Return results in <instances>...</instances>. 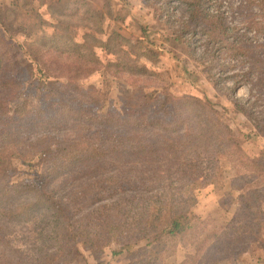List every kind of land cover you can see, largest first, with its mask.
Returning <instances> with one entry per match:
<instances>
[{"label":"trees","instance_id":"trees-1","mask_svg":"<svg viewBox=\"0 0 264 264\" xmlns=\"http://www.w3.org/2000/svg\"><path fill=\"white\" fill-rule=\"evenodd\" d=\"M21 1L0 12V264H69L81 256L79 242L96 259L116 244L113 255L126 254L131 264H165L180 240L208 226L195 212V191L222 186L224 157L233 159L235 183L244 182L240 211L212 244L200 232L198 248H210L200 260L222 264L264 240V150L249 156L225 118L228 108L207 95L172 96L167 87H147L164 74L153 69L161 54L148 26L131 38L115 25L120 17L109 3L104 14L86 2L89 8L75 13L62 0ZM139 1L170 29L207 82L264 131L257 82L264 52L255 53L264 38L256 40L254 24L241 18L249 14L243 7L257 0L240 1L237 22L225 13L230 0ZM34 5L47 7L53 22L46 24ZM22 9L36 21L19 22ZM107 18L115 22L110 29ZM44 25L54 32L41 35ZM77 28L84 31L81 40ZM99 51L114 57L108 70L134 86L123 108L105 115L75 86L103 66ZM182 75L194 82V71ZM246 85L251 96L240 99ZM28 89L48 99L32 106L22 98ZM14 158L27 165L42 160L49 169L36 181L14 183ZM29 224L32 234L21 236L23 246L14 245L10 236Z\"/></svg>","mask_w":264,"mask_h":264},{"label":"rangeland","instance_id":"rangeland-1","mask_svg":"<svg viewBox=\"0 0 264 264\" xmlns=\"http://www.w3.org/2000/svg\"><path fill=\"white\" fill-rule=\"evenodd\" d=\"M55 1L57 2V0ZM240 1H243L242 5H244L245 0H230L228 5H226V7H232L230 10L226 9L225 13H228L230 18L234 17V22L239 20L237 18L239 16L237 8L241 6L239 5ZM85 2L88 3L92 11L99 10L101 12L105 4L109 3L116 15L120 17L115 25L117 28H121L122 33L128 37H140L142 35L141 29L144 26H148V39L154 43L161 54L160 63L154 66L153 69L159 73H164L161 77L154 78L151 82H146L148 88H154V86L157 88L167 87L170 89L172 96L189 94L197 97H205L207 95L212 102L220 103L228 108L225 118L233 129L234 134L243 142L244 149L249 156H257L264 150V131L260 133L256 130L253 122L239 112V109L235 106V102L226 92L214 89L213 85L207 82L203 69L196 65L189 57L188 51L182 45H178L172 41L169 35L171 32L170 29L153 15V10L145 7L139 0H62L61 5L62 7L69 6L75 13H82L84 12V7L85 9L89 8L84 4ZM246 2L248 3V0ZM21 3V0H0V12L4 13ZM34 6L46 24L53 22L47 7ZM250 7L251 11H248ZM263 7L264 4L260 5L257 0L256 3H252L251 5L247 4L243 7L244 12L249 13L246 17L242 13V17L240 16L245 20L244 24L248 26L251 23L254 24L252 34L256 33V40L264 38V33L258 32L264 25ZM22 11V14L18 16L19 22L24 21L32 24L36 21L35 16L30 17L25 15L30 11L23 9ZM103 12L104 14L107 13L105 9ZM114 23V20L107 18V24H109L108 29ZM43 31L44 33L41 35H45V33L52 34L54 28L50 27V25H44ZM83 32L81 28L74 29L75 36L79 40H81ZM15 38L20 40L18 36ZM261 43L263 44L264 42ZM15 50H17L16 44ZM263 52L264 47L261 46L255 53L261 55ZM98 53L103 61V66L92 76L81 79L75 86L81 97L94 101L97 110L105 115L108 112L122 109L125 99L132 93L134 86L132 84L133 81L129 80L126 76L114 74L108 70V63L114 60L112 55L101 51ZM19 56H22V54L19 53ZM186 68L194 71L195 76L191 78L194 79V82L186 80L183 77L182 73ZM25 82L27 85L32 84L31 79H26ZM257 82L259 87L263 89L264 97V76L259 77ZM237 96L240 99H249L251 96L249 85L242 86L238 90ZM22 98L29 101L32 106H36L38 103H42V101L48 99L45 94L38 96L30 89L23 94ZM19 103V101H15L12 104L15 106ZM11 164L16 170L12 178L14 183L36 181L43 177L49 169V166L44 164L42 160H35L31 165H27L23 164L21 160L14 158ZM221 165L224 170L222 186L211 185L195 191L197 198V204L195 206L196 212L208 223V226L205 230L199 227L198 230H195L194 234L188 235L180 240L176 253L166 260L165 264H203L200 257L203 252L209 251L210 248H204L203 250L198 248L197 245L202 242L201 239H198L200 232H203L201 234H204V239H208L207 244H212L215 242L216 234H219L217 232L229 228L234 223L240 211V206L237 201L238 196L242 192L239 189L244 185V182L240 181L241 186L235 183L237 172L231 157L222 158ZM32 231V224H29L25 228L19 226L15 233L10 236V239L14 245L23 246L24 241L21 236H27L28 233L32 234ZM78 247L81 251V256L72 260L69 264H131L128 255H113V251L118 248L116 244L108 247L98 259L84 247L83 242H79ZM144 247L145 243H142L139 249H143ZM263 258L264 240L249 245L244 251H240V253L229 255L222 260V264H264V261H262Z\"/></svg>","mask_w":264,"mask_h":264},{"label":"crops","instance_id":"crops-1","mask_svg":"<svg viewBox=\"0 0 264 264\" xmlns=\"http://www.w3.org/2000/svg\"><path fill=\"white\" fill-rule=\"evenodd\" d=\"M195 212H196V209H195ZM197 213V212H196ZM198 214V213H197ZM262 261H264V258L262 259Z\"/></svg>","mask_w":264,"mask_h":264}]
</instances>
